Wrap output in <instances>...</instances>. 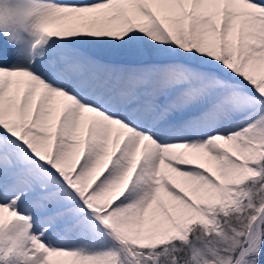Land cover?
Listing matches in <instances>:
<instances>
[{
	"label": "snow or ice",
	"instance_id": "6c2138e0",
	"mask_svg": "<svg viewBox=\"0 0 264 264\" xmlns=\"http://www.w3.org/2000/svg\"><path fill=\"white\" fill-rule=\"evenodd\" d=\"M0 264H264V0H0Z\"/></svg>",
	"mask_w": 264,
	"mask_h": 264
}]
</instances>
